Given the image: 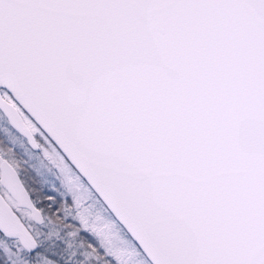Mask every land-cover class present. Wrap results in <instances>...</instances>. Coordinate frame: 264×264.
I'll return each instance as SVG.
<instances>
[{
  "label": "snow or ice",
  "instance_id": "snow-or-ice-1",
  "mask_svg": "<svg viewBox=\"0 0 264 264\" xmlns=\"http://www.w3.org/2000/svg\"><path fill=\"white\" fill-rule=\"evenodd\" d=\"M0 264H264V0H0Z\"/></svg>",
  "mask_w": 264,
  "mask_h": 264
}]
</instances>
